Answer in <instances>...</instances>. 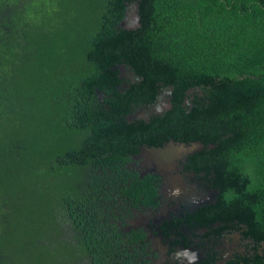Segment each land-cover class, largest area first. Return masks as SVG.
I'll use <instances>...</instances> for the list:
<instances>
[{
	"label": "trees",
	"instance_id": "16d2710c",
	"mask_svg": "<svg viewBox=\"0 0 264 264\" xmlns=\"http://www.w3.org/2000/svg\"><path fill=\"white\" fill-rule=\"evenodd\" d=\"M172 139L203 142L181 164L220 193L164 242L206 227L203 264H264V0H0V264L42 259L52 214L87 264H149L126 219L160 206L164 178L134 156Z\"/></svg>",
	"mask_w": 264,
	"mask_h": 264
},
{
	"label": "water",
	"instance_id": "95a60500",
	"mask_svg": "<svg viewBox=\"0 0 264 264\" xmlns=\"http://www.w3.org/2000/svg\"><path fill=\"white\" fill-rule=\"evenodd\" d=\"M133 6L135 7L138 22V3ZM127 14H130V11L129 13L127 11ZM121 26L134 27L124 22ZM160 106L161 99L157 100L149 110H141L138 116H147L150 112L158 111ZM214 146V144H210L209 148ZM204 147L205 145L201 141L186 143L172 139L163 146H144L141 152L134 156L135 159L142 161L141 163L147 167V171L157 173L164 178L162 191L169 200L177 201L171 208L165 210L166 213L180 212L186 206V209H188V207H193L194 205H203L210 201L216 202L217 195L220 193L219 190L200 188L197 183H189L187 178L185 180L183 176L184 174L186 176H194V173L184 171V166L181 162L189 154L202 150ZM262 244L264 245V242ZM182 249L184 248L182 247Z\"/></svg>",
	"mask_w": 264,
	"mask_h": 264
},
{
	"label": "flooded vegetation",
	"instance_id": "af4514ba",
	"mask_svg": "<svg viewBox=\"0 0 264 264\" xmlns=\"http://www.w3.org/2000/svg\"><path fill=\"white\" fill-rule=\"evenodd\" d=\"M137 162L133 165L138 169L144 170L147 169L141 162V160L135 159ZM190 179L193 176H188ZM164 180V179H163ZM164 185V184H163ZM163 188V187H162ZM163 198L158 208H143L139 210H133L130 218L126 219L128 223L126 231L133 229H140L142 232H145V240L148 245L147 258L150 259L149 264H203V260L206 258V253L202 246L198 245L199 240L197 235L199 233H204L207 231L206 227H201L200 231L194 228L193 226L183 225L179 229L185 234L187 241L186 243H179L173 245V249L169 244L164 242L163 231L161 228L167 227L166 220L173 218L184 219L189 211L193 213L195 208L186 207L180 212L174 213V217L170 213H166L165 210L171 208L174 204L177 203L175 200H169L166 197L165 193L162 191ZM156 235V236H155ZM161 239V240H160ZM182 247L184 249H182Z\"/></svg>",
	"mask_w": 264,
	"mask_h": 264
},
{
	"label": "rangeland",
	"instance_id": "374dc122",
	"mask_svg": "<svg viewBox=\"0 0 264 264\" xmlns=\"http://www.w3.org/2000/svg\"><path fill=\"white\" fill-rule=\"evenodd\" d=\"M45 9L47 10V8ZM129 11L130 14L126 15L124 23L129 26H134L137 22L135 7L131 5L129 7L128 13ZM69 22L71 23L70 30H68L65 35L74 36L75 42L73 44H78L80 38L79 33L81 32L78 30L85 29V27L89 25V22H86V20L81 16H77L74 20H69ZM164 105L165 103L161 101V106L159 109H162ZM183 176L185 177V180L187 178V181L190 179L188 176H186V174ZM46 196L50 197L49 193L46 194ZM40 212L44 215V218H47L52 214L53 211L50 209H40ZM59 221L60 218H56V223L54 222L53 214L44 221V234L47 232L50 233L44 236V240L41 239V246L45 250L44 256L41 259L36 254L31 253V259L28 261V264H87L88 259L81 254H75L74 248L76 249V246L73 247L70 245L75 243V240L71 235L72 232L70 230L69 224L66 222L64 217H62L61 223H59L57 230L56 225Z\"/></svg>",
	"mask_w": 264,
	"mask_h": 264
}]
</instances>
